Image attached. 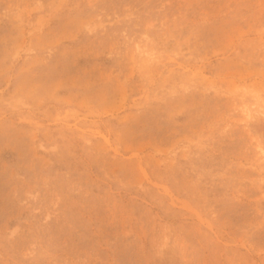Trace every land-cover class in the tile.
<instances>
[{"label": "rangeland", "instance_id": "374dc122", "mask_svg": "<svg viewBox=\"0 0 264 264\" xmlns=\"http://www.w3.org/2000/svg\"><path fill=\"white\" fill-rule=\"evenodd\" d=\"M0 264H264V0H0Z\"/></svg>", "mask_w": 264, "mask_h": 264}, {"label": "bare ground", "instance_id": "6f19581e", "mask_svg": "<svg viewBox=\"0 0 264 264\" xmlns=\"http://www.w3.org/2000/svg\"><path fill=\"white\" fill-rule=\"evenodd\" d=\"M262 149V148H261Z\"/></svg>", "mask_w": 264, "mask_h": 264}]
</instances>
